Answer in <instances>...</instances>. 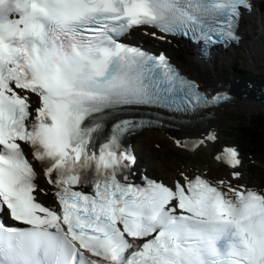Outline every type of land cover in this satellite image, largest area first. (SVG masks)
Here are the masks:
<instances>
[{
  "label": "snow or ice",
  "instance_id": "obj_1",
  "mask_svg": "<svg viewBox=\"0 0 264 264\" xmlns=\"http://www.w3.org/2000/svg\"><path fill=\"white\" fill-rule=\"evenodd\" d=\"M250 0H0V264H264V188L181 169L138 174L125 136L147 109L197 115L229 97L125 42L238 40ZM159 33V35H158ZM213 132L177 148L202 150Z\"/></svg>",
  "mask_w": 264,
  "mask_h": 264
},
{
  "label": "bare ground",
  "instance_id": "obj_2",
  "mask_svg": "<svg viewBox=\"0 0 264 264\" xmlns=\"http://www.w3.org/2000/svg\"><path fill=\"white\" fill-rule=\"evenodd\" d=\"M256 9L249 14L250 20L246 21L243 26V34L244 40L239 43L238 47L230 48L228 54L221 58V62L214 66L212 63L207 65H201L197 71V75L204 76L206 79L210 81H222V84L226 81H230L232 86L239 90L241 96L239 100H245L244 106L248 109L257 108V106H261L264 109V102L258 104L256 97H247L244 96L241 91L242 85L246 79H251L252 81L248 80L250 84L257 83L260 81V76H264V0H254ZM242 43H246L247 48L241 46ZM211 60V59H210ZM243 63H242V61ZM243 64L242 66H240ZM244 65H247L243 67ZM252 72V74H250ZM257 72V73H255ZM260 79V80H259ZM232 93L236 94L235 90H231ZM244 92V91H243ZM223 105L222 107H224ZM220 107L216 109V116L213 120H211L206 127V130L209 128H217L225 125L228 121L223 114V108ZM212 128V129H213ZM185 131L181 130L180 134H176L174 136L175 140H183L187 138V141L194 140L193 138L190 139L189 137L199 138L202 136H206V131L202 126H194L185 128ZM187 130V131H186ZM166 131V130H165ZM169 137V135L160 129H148L143 130L141 133L137 134L134 137V140H145L147 141L149 137ZM160 148L163 150L164 146L160 142ZM212 146L208 141L207 144L203 147V151L210 152ZM139 153L142 155L144 165L148 167L150 172H153L157 175L164 176L166 179L168 176L173 175L174 173L169 170L156 156L153 152H143L140 149L138 150ZM195 150H192L191 153H195ZM201 151V150H199ZM196 151V152H199ZM182 152L189 153L188 150L182 149ZM194 155H187L188 158V166H185L183 169H191L193 168L192 162H194ZM200 153H196V156H199ZM186 156V155H185ZM199 159V157H198ZM209 170V174L213 175L214 168L212 165H208L205 167Z\"/></svg>",
  "mask_w": 264,
  "mask_h": 264
},
{
  "label": "rangeland",
  "instance_id": "obj_3",
  "mask_svg": "<svg viewBox=\"0 0 264 264\" xmlns=\"http://www.w3.org/2000/svg\"><path fill=\"white\" fill-rule=\"evenodd\" d=\"M249 19H250L249 17L246 18L243 21V23L245 21H248ZM241 46L244 48H247L246 43H242ZM190 62H192V60H190ZM242 63H243V61H242ZM242 65L243 64H241L240 66H242ZM245 66H247V65H244L243 67H245ZM189 67H190V70H192V72H194L193 68H191V66L189 64H187V68H189ZM196 68H198V66H196ZM255 73H257V72H255ZM250 74H252V72H250ZM244 102H245V100H237L234 102V104L227 106V108H225L223 110L224 116H226L228 118V121L225 125H223L219 129L220 134H221V139H225L224 136L226 134L236 135L237 129H239V128L243 129L242 126L237 127L238 122L241 121L243 123H245V122L250 123L254 119L255 116H258L260 114H264V109L261 108L260 105L257 106V108L255 107L253 109H248V108H245ZM257 103L261 104L262 102H257ZM260 112H262V113H260ZM250 116H252V119L250 121H247V120H249ZM240 118L246 119V121L239 120ZM232 137H234V136H232ZM149 139H150V146H149L150 150L153 153H155L157 155V157H159L160 159H163L168 167H170L173 164H175L176 166H182L183 164H187L189 156L192 155V153H184V152H180V151L178 152V151L173 150L172 149V142L168 138H165L163 140H160V139L158 140V138L150 137ZM227 139L232 140L230 137H228ZM154 140L162 142V146H164L163 147L164 149L162 150L161 148L154 147L152 144ZM237 140H232V141H235L237 143L241 142V139L237 138ZM212 150H213V148H212ZM212 150L210 152H207V151L205 152L203 150L196 152V153H200L199 156H196V153H193V154H195L194 155L195 161L192 162L193 165L194 166H200V165H203L205 163L214 164L215 161H214V158L212 157ZM164 151L166 152L165 156H164ZM187 155H189V156H187ZM198 157H199V159H198ZM258 157L260 159H254L251 156L247 155L246 164L244 165L246 178L252 183H259V181L257 180L256 177H261L264 179V156L259 155ZM251 163H253V165H251ZM254 165H256L258 170H256V168H254ZM253 171H255V174Z\"/></svg>",
  "mask_w": 264,
  "mask_h": 264
},
{
  "label": "trees",
  "instance_id": "obj_4",
  "mask_svg": "<svg viewBox=\"0 0 264 264\" xmlns=\"http://www.w3.org/2000/svg\"><path fill=\"white\" fill-rule=\"evenodd\" d=\"M240 124L244 129L240 131V135L248 140V143L246 142L248 148H253L256 152L264 150V114L255 116L250 123Z\"/></svg>",
  "mask_w": 264,
  "mask_h": 264
},
{
  "label": "water",
  "instance_id": "obj_5",
  "mask_svg": "<svg viewBox=\"0 0 264 264\" xmlns=\"http://www.w3.org/2000/svg\"><path fill=\"white\" fill-rule=\"evenodd\" d=\"M244 88L246 89L250 97H256L257 99L259 98L264 100V83H262L261 86L257 87L245 84ZM236 96H238V94H236Z\"/></svg>",
  "mask_w": 264,
  "mask_h": 264
}]
</instances>
